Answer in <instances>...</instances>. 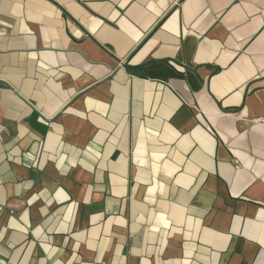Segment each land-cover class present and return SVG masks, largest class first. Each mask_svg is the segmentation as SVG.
Returning <instances> with one entry per match:
<instances>
[{"label":"crops","instance_id":"1","mask_svg":"<svg viewBox=\"0 0 264 264\" xmlns=\"http://www.w3.org/2000/svg\"><path fill=\"white\" fill-rule=\"evenodd\" d=\"M264 0H0V264H264Z\"/></svg>","mask_w":264,"mask_h":264},{"label":"built area","instance_id":"2","mask_svg":"<svg viewBox=\"0 0 264 264\" xmlns=\"http://www.w3.org/2000/svg\"><path fill=\"white\" fill-rule=\"evenodd\" d=\"M256 122H260L262 124H264V116L258 120H256ZM263 225H264V219H263Z\"/></svg>","mask_w":264,"mask_h":264}]
</instances>
